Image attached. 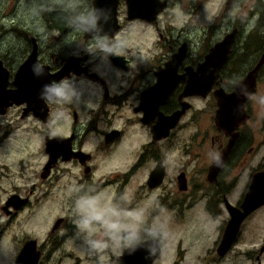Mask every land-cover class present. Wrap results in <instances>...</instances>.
I'll use <instances>...</instances> for the list:
<instances>
[{
  "label": "flooded vegetation",
  "instance_id": "1",
  "mask_svg": "<svg viewBox=\"0 0 264 264\" xmlns=\"http://www.w3.org/2000/svg\"><path fill=\"white\" fill-rule=\"evenodd\" d=\"M215 1L144 0L133 17L132 0H0V150L24 156L0 161V264L25 247V264H61L71 235L93 264H264V205L244 210L264 175L249 127L264 64L243 117L218 124L216 97L258 65L261 32L237 17L212 40L209 20L257 17L264 0ZM231 34L227 62L211 61ZM91 198L104 221L84 229L78 202Z\"/></svg>",
  "mask_w": 264,
  "mask_h": 264
},
{
  "label": "water",
  "instance_id": "2",
  "mask_svg": "<svg viewBox=\"0 0 264 264\" xmlns=\"http://www.w3.org/2000/svg\"><path fill=\"white\" fill-rule=\"evenodd\" d=\"M143 1L144 0H132L133 8L131 10V14L133 15V17H143L144 15H146V13L149 12V11L147 12L146 9L141 7ZM232 1L233 0H230L229 3H232ZM110 14L112 15V20L116 21V10L113 12H110ZM100 15H101L100 13L96 14L92 21L93 22L97 21ZM235 36H236L235 34L228 35L225 38V40H223L221 43L216 44L213 47L211 51L212 55L209 57L211 61L221 63V65H224L227 62L228 55L230 53V49L234 42ZM263 64H264V52H263V55L258 65L242 81L238 83L236 91L231 96L228 97V95H226L223 91L216 92V97H217L218 104H219L218 117H217L218 124H221L220 121L222 119H226L228 117V113L230 111H232L233 114L235 113L237 117H238V113L243 114L242 109L244 108V104L247 98L256 92L257 78H258L259 71ZM219 69H220V66L215 70L214 72L215 75H218ZM2 80L3 78L0 76V95L2 94V90H3ZM226 99H228V101H226ZM182 113L183 111L177 114L176 117L178 118ZM243 116L244 114L242 115V117ZM228 120L229 118L226 121ZM230 131H232V129H230ZM227 153H228V150H226L225 155H227ZM223 161L224 160L220 162V159H219L218 162L213 166V169L218 167L219 163L222 165ZM250 190L251 191L248 194L245 200V205H244V208H245L244 210L246 212V215H249V213L252 212L254 209L264 205V175L260 174L254 178L252 182V187ZM27 257H28V250H27V247H25L20 259L17 261L16 264H25V260L27 259Z\"/></svg>",
  "mask_w": 264,
  "mask_h": 264
},
{
  "label": "rangeland",
  "instance_id": "3",
  "mask_svg": "<svg viewBox=\"0 0 264 264\" xmlns=\"http://www.w3.org/2000/svg\"><path fill=\"white\" fill-rule=\"evenodd\" d=\"M220 0H216L215 1V6L217 5H221L219 4ZM6 15V13L4 12V10L2 9V11L0 10V18ZM28 15V12H27ZM31 15V12H30ZM251 13L248 11H244V12H232L229 14H226L223 16L222 14V10L216 9V8H212L211 13L209 15L210 17V23L216 24L217 26V34L213 37L212 40H220L222 39L223 35L227 32V30L231 27L230 21L234 20L235 18L239 17L241 22L245 25V27L251 30L252 32L258 30L260 28L261 25L264 26V19H262L261 21L259 20V16L260 15H264L258 14V16L256 17L255 15L253 17H250ZM4 18V17H3ZM214 26V25H213ZM257 26V29H256ZM247 32V30H246ZM263 32H261V36H264L262 34ZM144 34V33H143ZM124 33H121L120 36L117 38L118 40L121 39L123 37ZM256 36V35H254ZM256 41L257 43L261 44L262 47H264V42L262 43L261 38L256 36ZM16 47H18L16 45ZM252 54V53H251ZM251 58V55H248L246 57V61H249V59ZM260 92L259 95L256 97V99L253 102V106H254V111H255V118L253 119V121L250 123L249 127L251 128V130H253V132L256 134V138L257 140H255V143L257 141H260V139H264V75L261 77L260 79ZM262 142V141H261ZM254 143V144H255ZM252 147V144L251 146ZM262 154H264V148L262 149ZM24 156H19L17 153V150L14 149L13 151H9L7 149V147H2V149L0 150V161L1 160H9V159H21ZM256 166V161L252 160L249 168H247V172L251 173L252 169ZM134 181L137 180L136 178L133 179ZM244 182L247 180V176L244 175ZM35 224L38 225V232L40 234H44L45 230L47 229V223H40L39 221H35ZM108 226L106 225L104 228H107ZM99 228L97 226H93L92 230L93 232H96ZM76 240L74 238V236L71 235V237L69 238V240L67 241L65 247H66V252L65 253H58L57 255L62 254L64 256V259L62 260L61 264H93L92 262L87 260V257L90 256L89 253H85L82 252L81 250H77L76 249ZM80 258V259H78ZM7 260V259H6ZM9 260V259H8Z\"/></svg>",
  "mask_w": 264,
  "mask_h": 264
},
{
  "label": "clouds",
  "instance_id": "4",
  "mask_svg": "<svg viewBox=\"0 0 264 264\" xmlns=\"http://www.w3.org/2000/svg\"><path fill=\"white\" fill-rule=\"evenodd\" d=\"M78 212L81 214L80 227L89 229L94 222L103 223L104 217L100 214L99 204L95 198L83 199L82 202H78ZM109 228H116L117 225L109 223ZM136 237L135 232H132L127 237L129 243H131Z\"/></svg>",
  "mask_w": 264,
  "mask_h": 264
},
{
  "label": "trees",
  "instance_id": "5",
  "mask_svg": "<svg viewBox=\"0 0 264 264\" xmlns=\"http://www.w3.org/2000/svg\"><path fill=\"white\" fill-rule=\"evenodd\" d=\"M264 19V17L262 18ZM260 32H264V30L258 29ZM258 37L261 38L262 43L264 42V36H261V34L258 35Z\"/></svg>",
  "mask_w": 264,
  "mask_h": 264
}]
</instances>
